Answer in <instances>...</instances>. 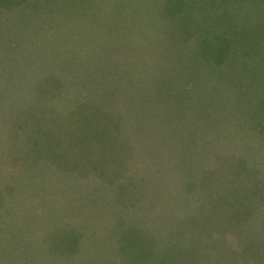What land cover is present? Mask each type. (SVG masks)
Wrapping results in <instances>:
<instances>
[{
  "label": "rangeland",
  "instance_id": "obj_1",
  "mask_svg": "<svg viewBox=\"0 0 264 264\" xmlns=\"http://www.w3.org/2000/svg\"><path fill=\"white\" fill-rule=\"evenodd\" d=\"M192 1L170 0L167 7L168 0H146L164 6L167 17L176 16L165 17L157 24L163 33L145 41L143 21L151 8L139 5L140 0H110V11L105 0H13L16 5L8 7L0 0V22L8 21L5 34L15 36L16 20L18 37L29 27L25 20L32 23L51 8L55 10L49 18L57 25L53 42L42 46L49 52L46 57L39 52L35 59L24 57L20 52L26 54L28 45L14 42L13 51L0 58V197L13 195L5 202L16 204L5 211L15 209L19 222L0 248L10 257L8 264L14 259L12 264H164L167 247L175 252L168 264H264V232L259 229L264 202L255 203L256 213L247 222L252 236L250 229L249 236L243 232L251 237L243 242L248 245L244 253H239L240 227L231 224L220 227L229 232L223 236L215 225L199 249L187 244L173 251L171 239L165 240L166 229L175 231L181 214L176 207L165 208L171 196L195 209L211 199L224 200L230 174L221 168L218 175L217 168L220 161L224 164V151L230 149L235 158L233 147L240 136L220 148L191 129L193 124L208 128L203 117L222 100L223 109L231 112L236 104L225 98V87L233 88L230 79L236 70L259 67L264 52V0ZM152 13L161 18L159 9ZM80 28L98 31V36L90 42ZM194 58L197 71L213 64L214 72L208 73L211 89H202L201 81L191 89L181 79L178 66ZM145 59L150 64L144 65ZM165 61L173 69L169 78L178 80L171 83L176 91L154 72ZM246 75L247 80H259L261 70ZM51 81L56 82L51 86ZM151 99L160 100L147 117L143 104ZM239 114L229 113L220 128L238 134L243 124ZM151 118L158 123L149 125ZM53 138L61 143H50ZM126 142L133 150H124ZM246 154L254 159L257 151ZM260 158L247 166L254 175L264 174ZM161 175L171 179L155 183L154 177ZM206 192L211 199L205 198ZM0 207L4 211L1 202ZM131 243L139 245L136 262L129 256Z\"/></svg>",
  "mask_w": 264,
  "mask_h": 264
},
{
  "label": "trees",
  "instance_id": "obj_2",
  "mask_svg": "<svg viewBox=\"0 0 264 264\" xmlns=\"http://www.w3.org/2000/svg\"><path fill=\"white\" fill-rule=\"evenodd\" d=\"M3 1L7 7L16 5L12 2L13 0H3ZM105 1L108 4V8H107V10H108V9H110V7H109L110 6V3H109L110 0H105ZM135 2L138 4V0H135ZM136 3H134V4H136ZM187 4H189V5L193 4V1L188 0ZM139 5L149 6L151 8L150 9L151 10L150 15L148 17L145 16L146 19L143 21L144 27H143L142 32H145L143 35L144 36L143 40L145 39V41L154 40L159 35H161V33H163V30H164V28H162L163 26L159 27L157 24L159 22L164 23L166 20V19H164L165 17L167 19H173L176 16V15H171V16L167 17V14H166L167 11H166V8L164 6H161L160 8H158L157 5L148 4L146 2V0H140ZM170 5H171V2H170V0H168L167 7H170ZM4 8L6 9V7H4ZM60 8H63V5H61L58 9H60ZM141 8H139V10H138L139 15H140ZM142 9H144V8H142ZM158 9H159L158 15L161 18H158L154 13H152V10H158ZM248 9L251 12H253L252 11L253 6H250V8H248ZM51 10H55V8H51L50 10H48L49 12L46 11L47 12V14H45L46 16H44L45 10H42L43 16L42 17H40L41 15L37 16L38 18L34 19V21L32 23H29V22H27V20H25L29 27L27 28V30H24L22 28V33L19 34L18 37H17L18 23L16 20L12 21V24H13L12 28L15 29V31L13 32L15 34L14 37L10 36L9 33L5 34V32H4V30L7 29L6 27L8 26V21L7 20L1 21L0 22V39H1L0 40V58H2L6 54L8 55L11 51H13L12 48H14V47L12 46V44L14 42H16V44H21L22 47H24L25 45H28L29 51L26 54L24 51L20 52V55H24V57L30 56L29 58L35 59V56H36L35 54H38V52L40 53L39 55H43L45 57H46V53H47V55H49V52L46 51V48H44L42 46H46L48 42H53L52 38L55 36L56 31H57V25L54 22H52L51 19L49 18V15H51V12H50ZM108 11H110V10H108ZM62 14H63V10H62ZM236 16H238V15H234L233 17H236ZM141 17L143 18V16H141ZM54 19H56V18H54ZM9 22H10V20H9ZM31 27H32V30H30ZM36 30L42 31L43 34L37 33ZM79 32L84 34L85 37L86 36L88 38L91 37L90 42H93L95 40L96 35L98 36V31L96 32L95 30H93L91 28L86 29V30L80 28ZM136 33L137 32L134 29V34H136ZM256 35L262 36L259 33H256ZM3 39H4V42L1 43V41H3ZM1 45H3V46H1ZM15 49H17V48H15ZM259 50H260V48H259ZM258 53H261V52H258ZM148 56L149 55L147 54V56H145V58ZM238 58H240V57L239 56L235 57L232 60V63L235 64L234 60H238ZM47 60H48L47 58L46 59H40V64L45 63ZM148 60L149 59H145L144 65L150 64L148 62ZM197 60L198 59L194 58L193 60H190V61L185 63V59H184V62L182 63V65L178 66V69H180L179 73L181 74V79H182V76H184V78H186L185 81H188V82H185L184 84L190 83L191 89L192 88L195 89V85L199 84L198 83L199 81H201V84L203 85L202 89L205 88L206 86H208V89H211L213 82H210V79H209L210 75H208V73H210L211 71L214 72L213 64L208 61L209 62L208 67H206L205 69H200L199 71H197L196 68L192 66V62H196ZM259 61H260L258 63V64H260L259 67L257 65L255 67H252V65H249L244 70H242V68L239 69L238 71L236 70L234 76H232V78L230 79V81L233 85V88L230 89V87H227V86L225 87L227 89L226 91H224L225 98H227L228 100L234 99L233 101L236 104V106L231 107V112H229V108H227V107H225V109H223L221 103H223L224 100L221 99L222 100L221 103H218L216 105V107L212 110V112H208L207 115H205L203 117L205 120L204 124L205 125L207 124L208 128L204 129L203 125L197 126V124L196 125L193 124V128L191 129V132L194 131L195 132L194 134H199L200 136L203 135L201 137L203 139V141L207 140L208 142H211L212 144L220 145V148L221 147L224 148V146L222 144L226 145V143H229V145H230L231 140H234V139L238 138L239 136H240V139H239L240 143L233 147L235 150V158L229 154L230 149L227 150L226 152L224 151L223 152L224 164H222L220 161V165H219L220 167L217 168V171H218L217 174L218 175H220L219 173H221V172H219V169H221V168L225 172V173L223 172L224 174H226V173H228V175L230 174L229 178H227L228 182H227V179L225 180L226 189H223L225 191L224 200L211 199L210 194L208 192H206L205 198L207 199L209 197V199H211L212 202H209L207 204L204 203V204L200 205L199 207H196V209H195L194 206H191V205L188 206V205L184 204L183 199L178 198L177 196H171V198L168 199V201H167L168 206L165 207L166 209H168V207L170 206L171 210L173 209V207H176L179 211H181L180 218H178V222H179L178 224L179 225L174 228L176 230L173 231L172 229H166L167 236L165 237V240L168 241V238L171 239V240H169V242L173 243L171 246L172 249H174L173 251H175V248L178 250H181L187 244H189L190 246L194 245V248L199 249L201 244H203L201 242L202 238H204L206 236H211L214 234V232L211 229L215 225L219 226L220 233L223 236L224 232L226 230L225 229L222 230L220 227H222V226L226 227L230 224L235 225L237 227H240V232L237 231V234L239 233L240 239L243 238L244 241L242 240V248H240L241 250L239 249V253L241 251H243V253H244V249H246L245 247H248V245H243V242L245 243V241H247V238L248 239L251 238V237H248L249 236V229H250V233L253 232L254 229L249 227L247 222L249 220H251L253 215L256 213V210L254 208V206L256 205L255 203L260 204V203L264 202V195L261 194L263 192L262 186H264L263 185L264 174L259 173V174L254 175V174H252L251 169H249V167H247V166H250L253 162H255L256 159L260 158V156H262V158H260L259 162H262V164H264V156H263V154H264V152H263L264 151V94H263V92H264V66H263L264 65V52H262V55L259 56ZM22 62H23L22 63L23 65H24V63L26 64L25 60H23ZM248 62L250 63V60ZM132 63H137V62L134 61ZM164 63L165 64H161L160 68H158L157 70L155 67L156 71H154V72H156V75L160 79H161V76H163V78H165L164 83L166 84V82H167V87L170 89V88H172L171 83L173 84L174 83L173 81L177 82L178 80L169 78L171 76V72L173 71V69H170L171 66H169V64L166 61ZM250 64H252V62ZM144 65L141 64L140 68L144 69ZM189 67H190V69L188 70ZM252 70H256V71L261 70V77L259 78V80H257V76L255 78H249L248 80H250V81L247 80L248 77L246 74H248V75L251 74ZM24 74H27V72L25 71ZM132 76H133V74H132ZM49 80H50V77H49ZM54 82H56V81H54ZM54 82L51 81L50 85L52 86V84ZM146 84H144V85H146ZM218 85H219V83H218ZM218 85H215L214 87H218ZM221 86L223 88V85H221ZM172 90H174V89L172 88ZM142 91H144V90H142ZM174 91H176V90H174ZM213 93H215V89H213ZM152 94H154V93H152ZM188 94L191 97L192 93H188ZM261 95H263V97ZM152 96H154V95H152ZM211 96H212V94H211ZM177 98H178V96H177ZM159 100L154 103L153 99H151L148 103L143 104V105H147V108H145V111H146L145 114L147 115V117H149V115L152 117V115H151L152 106L156 105L159 102ZM193 101L196 102L197 99H195ZM131 103H132V101H131ZM238 111L240 113L239 117L242 116L241 120H243L241 122L243 124L240 127H238L239 133L237 134V130H234V132H231V133H226L224 130H222L220 128V125L223 124L225 117L227 118L229 113H231L234 116ZM166 115L167 114L161 115V118L166 117ZM9 120H10V122L6 121V124H4L5 126L10 125V123L14 120V118L11 117V118H9ZM154 121H156V120L151 118L149 125H151ZM156 122L158 123V121H156ZM194 123H195V121H194ZM96 126L97 125H94L93 129H96ZM200 130L202 131L201 133L199 132ZM93 133H94V130L91 132L92 136H93ZM4 134H6V133L2 132V135H4ZM34 136L37 137L38 134L35 132ZM12 139L14 140V138H12ZM220 139H222L224 141V143L222 141H219ZM53 142L59 143V144L61 143L56 138L55 139L53 138L50 140V143H53ZM66 142H68V141H66ZM220 142H222V143L220 144ZM1 143H2V140L0 139V145H1ZM62 144L64 146H66L65 141H62ZM68 144H69V142H68ZM132 145H133L132 143H128V145H127V142H126L127 147H124L125 148L124 150H126V151L133 150ZM63 148L64 147L59 148L58 153H60ZM79 150L82 151V148H80ZM90 150L91 149H89V150L84 149L85 152H88ZM248 151H250L251 153H253L254 151H257L256 158H254L255 160L253 158L251 159V158L246 156L247 155L246 153ZM261 151L263 153L262 155L259 154V153H261ZM223 156H220V157H223ZM109 161H110V159H109ZM225 165L228 166V168H226ZM132 166H134V164ZM156 167H157V165H156ZM232 168H234L233 171H232ZM260 170L264 171V168L261 166ZM213 174L214 173H211V175H213ZM224 174H222V175H224ZM154 178H155L154 180L156 181L155 183H158L159 179H161L163 182L171 179V177L167 178L166 175H161L160 177H154ZM11 197L14 198L13 195H11V194L0 197V202H1V205H2L3 210H4V211H2V208L0 207L1 208V210H0V248H2L3 246L6 245V239L7 238H11L12 236H14V233H15L14 229H16V228H13V227L19 223L17 221L18 213H17V211L15 212V209L14 210L11 209V211L9 210L8 214H6L8 211H5L6 208L9 209V205H12L13 203L16 204L15 201H10V203L5 202V199H11ZM226 198L227 199L229 198V199L226 200ZM221 199H223V198H221ZM193 210H195V211L192 212ZM232 217H234L235 219L231 220ZM166 220L168 221V220H172V219L167 218ZM170 228H172V227H170ZM259 229L262 232H264V219L262 220V224L260 225ZM244 231L246 232V234L248 236H246V234L243 233ZM228 233L229 232L226 231V234H228ZM173 234L175 236H173ZM251 236H252V233H251ZM45 237L46 236H44V238ZM41 239L39 238V241ZM4 240H5V242H4ZM39 241L37 240L36 243ZM43 241H44V243H49V241L47 239H43ZM249 242H250V240H249ZM263 243H264V240H263ZM18 245H20V243H18ZM182 245H183V247H182ZM127 246H128L127 248L129 249L130 258L133 259V262H136L138 260V252H139L138 246L139 245L135 244V243H131L130 246L129 245H127ZM250 246H251V244H250ZM22 247L24 248L26 246L24 245ZM19 248L21 249V247H19ZM147 248H149V246L146 247V249ZM167 248L170 251L167 250L166 252H163L165 255V258L163 259L164 264H166V263L168 264L170 262L172 256L175 254V252H172L170 247H167ZM146 249L144 250V253H142L143 258L146 256V254H145ZM237 253L238 252L236 251L235 255H237ZM0 255H1L0 256V264H8L10 261V259H8V258H10V257L9 256H3L1 254V250H0ZM238 256H239V254H238ZM14 260H18V259H14ZM14 260L12 261V263H14V262L16 263V261H14ZM154 260H152V261H154ZM141 261H143V259Z\"/></svg>",
  "mask_w": 264,
  "mask_h": 264
}]
</instances>
